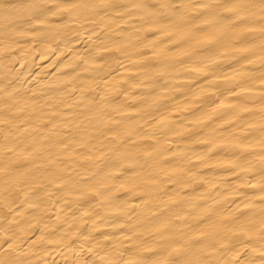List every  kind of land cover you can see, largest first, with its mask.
<instances>
[{"label": "bare ground", "instance_id": "6f19581e", "mask_svg": "<svg viewBox=\"0 0 264 264\" xmlns=\"http://www.w3.org/2000/svg\"><path fill=\"white\" fill-rule=\"evenodd\" d=\"M262 30L264 0H0V260L261 264Z\"/></svg>", "mask_w": 264, "mask_h": 264}, {"label": "snow or ice", "instance_id": "6c2138e0", "mask_svg": "<svg viewBox=\"0 0 264 264\" xmlns=\"http://www.w3.org/2000/svg\"><path fill=\"white\" fill-rule=\"evenodd\" d=\"M163 6V5H162ZM15 5L11 6V9H15ZM26 9H33L35 6L33 5H26L24 6ZM80 7V5L74 4V3H54L52 7H45L43 11L39 12L38 14L34 13L33 15L30 16V20H33L37 23H44L47 19V15L51 14L53 16L61 13L62 11H67L69 9H75ZM227 11L233 12L234 15L239 16L240 14V9L239 6L233 5L231 7L226 8ZM43 17V19H42ZM264 31V30H262ZM264 159V157H262ZM261 191H264V187H262ZM262 202H264V197H262ZM7 231V230H6ZM262 231H264V222H262ZM245 235H247V232H244ZM4 243L7 244V248L4 249V252L6 254H9L11 251H14L13 247V242H12V237H6L4 240ZM261 256V264H264V251L260 252ZM0 264H15V262L5 259V260H0ZM111 264V262H109ZM124 264H148V261H135V260H128L125 261ZM152 264H161V262H155L153 261ZM162 264H175L174 261H164ZM187 264H199V261H188ZM236 264H240L239 261H236ZM250 264V262H249Z\"/></svg>", "mask_w": 264, "mask_h": 264}]
</instances>
